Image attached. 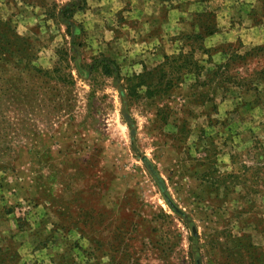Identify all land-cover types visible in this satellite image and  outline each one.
Masks as SVG:
<instances>
[{"label": "rangeland", "instance_id": "obj_1", "mask_svg": "<svg viewBox=\"0 0 264 264\" xmlns=\"http://www.w3.org/2000/svg\"><path fill=\"white\" fill-rule=\"evenodd\" d=\"M122 1L0 0V18L31 42V65L64 78L0 60V264H246V235L264 264V84L187 78L163 95L132 93L126 79L165 53L138 44L158 29ZM203 3L196 28L218 27ZM232 3L256 38L213 45L218 27L203 42L213 63L227 44L240 54L264 44V0ZM187 43L175 38L172 54ZM103 56L120 74L95 68ZM195 58L208 65L201 50Z\"/></svg>", "mask_w": 264, "mask_h": 264}, {"label": "trees", "instance_id": "obj_2", "mask_svg": "<svg viewBox=\"0 0 264 264\" xmlns=\"http://www.w3.org/2000/svg\"><path fill=\"white\" fill-rule=\"evenodd\" d=\"M79 9L82 8L80 7ZM74 11L75 8L72 7H67L63 10L64 14L69 18L73 16ZM206 14L208 17L212 15V12H206ZM196 15L197 22H199L201 17L198 14ZM195 21L191 25L192 32H185L179 37L192 39L196 46L193 43H187L190 46L189 50L185 51L182 49L172 55L165 54L164 60L153 68H145L144 72L127 78V87L132 93H136L138 89V91L144 92L146 95H163L174 90L188 79L193 81L190 84L192 85L191 87L208 86L212 88L220 85L222 88H226V85L230 84V86L245 88L246 91L258 89L259 83L264 84V44L253 46L243 54H240L233 44H227L226 47L221 49L223 60L220 63H213L211 58L214 48L204 46L203 42L205 37L218 31V27L211 22L208 23L203 20V24L200 27L201 30H198ZM11 26V21L0 18V60L9 63L14 57H18V61L13 62L14 67L36 72L34 76L41 77L42 74L54 84L64 81L57 68L49 71L31 65V58L34 57L31 42H28V39L17 36L15 29H12ZM196 49L208 55V65L201 64L195 58ZM100 61V64H95L96 69L101 68L103 73L107 75H111L115 71L120 74L119 67L113 60L103 56ZM4 77L0 76V90L3 84L6 85L8 82V80L4 81ZM246 238H248L246 246L254 249L253 252L250 251L247 255L245 263L256 264L259 262L258 256L262 251L252 245L251 235H246ZM1 251L0 249V254H3Z\"/></svg>", "mask_w": 264, "mask_h": 264}, {"label": "crops", "instance_id": "obj_3", "mask_svg": "<svg viewBox=\"0 0 264 264\" xmlns=\"http://www.w3.org/2000/svg\"><path fill=\"white\" fill-rule=\"evenodd\" d=\"M130 0L122 1L127 4ZM202 0H133L132 7L140 10L143 15V23L146 22L147 17L150 20L148 23L149 29L153 24V30L158 29V35L153 38L141 39L140 44L143 48H153V55L160 56L163 52L165 54L174 53L173 40L180 38V35L185 34L188 25L194 21L195 6ZM203 7L215 13L219 31L209 37V41L213 45L220 44L224 40L229 42L234 41V37L238 36L245 45L250 44L255 40V28H253L250 20L242 16L241 25L237 24L236 6L232 0H204ZM104 2V0H102ZM121 2V1H120ZM135 4V5H134ZM141 21V19H140ZM191 27V24L190 26ZM149 32V30H146ZM160 33V35H159ZM237 38V37H236ZM260 37H258L259 39ZM153 39V40H152ZM176 45V43H174Z\"/></svg>", "mask_w": 264, "mask_h": 264}, {"label": "water", "instance_id": "obj_4", "mask_svg": "<svg viewBox=\"0 0 264 264\" xmlns=\"http://www.w3.org/2000/svg\"><path fill=\"white\" fill-rule=\"evenodd\" d=\"M149 168L154 172V169L151 167L150 164H148ZM155 173V172H154ZM161 182V181H160ZM161 186H162V182H161ZM164 196L168 202V204L173 208L175 209L176 211L179 212V209L177 208V206L175 205V203L173 202V200L164 192Z\"/></svg>", "mask_w": 264, "mask_h": 264}]
</instances>
